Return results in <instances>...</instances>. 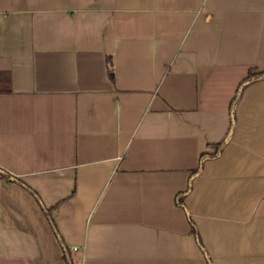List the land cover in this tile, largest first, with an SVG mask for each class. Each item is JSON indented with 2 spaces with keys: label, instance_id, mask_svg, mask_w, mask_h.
I'll use <instances>...</instances> for the list:
<instances>
[{
  "label": "crops",
  "instance_id": "crops-1",
  "mask_svg": "<svg viewBox=\"0 0 264 264\" xmlns=\"http://www.w3.org/2000/svg\"><path fill=\"white\" fill-rule=\"evenodd\" d=\"M263 74L264 0H0V264H66L26 187L73 264H264Z\"/></svg>",
  "mask_w": 264,
  "mask_h": 264
},
{
  "label": "trees",
  "instance_id": "trees-1",
  "mask_svg": "<svg viewBox=\"0 0 264 264\" xmlns=\"http://www.w3.org/2000/svg\"><path fill=\"white\" fill-rule=\"evenodd\" d=\"M110 76H112V72H110ZM260 76H262V73H253L252 71H249L248 76L246 77L244 83H241L240 88L237 91V93H236V95H235V97L233 99V102L231 104V112L232 113H233V109H234L235 103H236V101L239 98V95H240V92H241V89L243 88V86L246 83H248V82H251V81L256 80ZM1 85H3V88L6 89L7 91L9 90V76L8 75H5V76H3L1 78ZM232 117H233V114H232ZM233 118H232V120H233ZM224 143H225V141L214 144L213 145L214 148H215L214 152H211V153H202L200 155V158H199V165H198V167H196L192 171V173L193 174H196L200 170L201 165H202V163L204 162V160L206 158H215V157H217L219 155V153L221 152ZM2 174L4 176H7L10 181H12V179H13V180H16V181L20 182L22 185H24V183L22 181H20L19 179L11 176L9 173H7L5 171H2ZM189 187H190V182L187 185V188H186L185 191L180 192V193L177 194L176 202H177L178 205H181V206L185 207L184 202H183V198H184L186 192L188 191ZM26 188H28L32 192V194L36 197V199L40 202L41 209L43 210V212H44V214H45V216H46L49 224L51 225L53 231L55 232V234L57 236V239H58V242H59V244H60V246H61V248L63 250V258L65 260V263L66 264H73L72 259H71V256H70V253H69V250L65 246L64 242L62 241V239H61V237L59 235V231H58V229H57V227L55 225V222H54V219H53V215H52V209L46 208L41 203V201L39 200L37 194L32 189H30L29 187H26ZM188 219H189V223H190V230H191V232L198 238V240H200V243H201V239L199 237V232L197 230V227H196L194 221L191 219V217L189 215H188Z\"/></svg>",
  "mask_w": 264,
  "mask_h": 264
},
{
  "label": "water",
  "instance_id": "water-1",
  "mask_svg": "<svg viewBox=\"0 0 264 264\" xmlns=\"http://www.w3.org/2000/svg\"><path fill=\"white\" fill-rule=\"evenodd\" d=\"M264 75V74H263ZM233 123H234V121L232 120V126H233ZM231 129H232V127L230 128V131H231ZM229 131V132H230ZM229 137V136H228ZM228 137L225 139V142L227 141V139H228Z\"/></svg>",
  "mask_w": 264,
  "mask_h": 264
},
{
  "label": "rangeland",
  "instance_id": "rangeland-1",
  "mask_svg": "<svg viewBox=\"0 0 264 264\" xmlns=\"http://www.w3.org/2000/svg\"><path fill=\"white\" fill-rule=\"evenodd\" d=\"M195 223V222H194Z\"/></svg>",
  "mask_w": 264,
  "mask_h": 264
}]
</instances>
